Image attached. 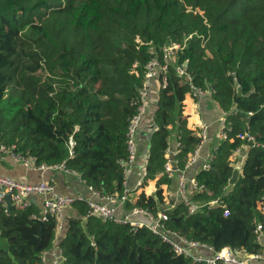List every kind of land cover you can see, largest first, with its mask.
<instances>
[{
	"label": "trees",
	"instance_id": "16d2710c",
	"mask_svg": "<svg viewBox=\"0 0 264 264\" xmlns=\"http://www.w3.org/2000/svg\"><path fill=\"white\" fill-rule=\"evenodd\" d=\"M181 45L168 63L152 121L145 176L127 190L129 128L140 106L145 66L166 63L164 48ZM188 62V65H185ZM135 64L137 66L135 67ZM137 73H136V72ZM210 92L229 124L227 140L200 170L189 211L167 207L164 187L185 171L202 143L188 128L184 101ZM249 133L248 142L239 137ZM177 136L173 176L166 173ZM0 136L37 166H63L103 197L127 194V210L164 212L171 233L258 254L264 227V0H0ZM248 148L235 184L231 156ZM156 181L157 190L144 189ZM138 193V194H136ZM136 194V195H135ZM65 216L63 264L194 263L141 226L91 215L75 201ZM38 208L0 204V264H44L57 240L55 216L41 226ZM217 264H223L219 261Z\"/></svg>",
	"mask_w": 264,
	"mask_h": 264
},
{
	"label": "built area",
	"instance_id": "2783aa9c",
	"mask_svg": "<svg viewBox=\"0 0 264 264\" xmlns=\"http://www.w3.org/2000/svg\"><path fill=\"white\" fill-rule=\"evenodd\" d=\"M181 45L175 44L172 46H167L164 48V57L166 63H162L158 57L152 58L147 65L145 66V79L143 83V87L140 89V106L138 109L137 115L133 118L130 128H129V139L128 146L130 150V157L126 164V176L128 177L132 172V167L136 158V143L135 137L136 134L142 125V121L144 116L147 113L149 103H150V83L153 80H159L161 87L167 85V70L168 63L175 58L176 50L180 49ZM137 64H135V67ZM136 72V71H135ZM137 73V72H136ZM200 96H204L207 92L196 91ZM229 124L226 119V115L222 120V127L220 132L221 140H227ZM207 135V128L204 127L201 130L202 142L205 140ZM239 137L248 142H254L255 137L250 135L249 133L241 134ZM202 144V143H201ZM201 146V145H200ZM199 146V148H200ZM198 148V149H199ZM197 151L191 156L189 160V164H192L197 155ZM242 148L237 149L233 155L231 156V162L234 165L235 169L239 171L242 169L238 164L237 157L241 152ZM6 155L12 156L17 161L23 163V165L27 168H35L38 170H47V169H62L65 170L63 166L56 167H46V166H37L34 157L25 156L22 154H18L15 152V146L5 145L1 141L0 136V162L5 158ZM245 162V161H244ZM188 164V165H189ZM175 161L172 162L168 160L166 163V173L169 176H173L177 171L175 169ZM188 167V166H187ZM208 167V164L205 166V169ZM66 171V170H65ZM68 172V171H66ZM75 174V173H74ZM180 181L178 192L182 196V199L189 204V211L191 213L197 212L200 207L216 206L218 205L217 201L210 202L208 204H202L201 206L190 203V198L187 196L186 191V178L184 176V172H180ZM143 179V178H142ZM143 181V180H142ZM142 181L139 183V186L142 185ZM197 186V184H196ZM198 189L201 190L197 186ZM93 198L86 199L83 196H68L59 194L55 185L47 182L40 181L37 183H30L27 181H22L18 179H13L11 177H7L0 174V204L7 205L6 197L8 195L12 196V203L19 207H26L27 198L29 195H42L44 196L43 210L39 217H35L37 221L46 222L49 220L50 216H55L58 221V229H57V240L53 248L43 255L44 264H63L64 263V255L61 248H59V239L63 235L64 228V211L66 207L71 206L75 201H85L89 207L91 208V215L101 217L103 219H113L120 222H130L133 226H141L144 223L140 221H136L133 219L134 216L143 215L149 221V227L152 232L156 235H159L166 242L170 243L175 251L179 255H185L187 257H191L194 263L205 262L207 264H217L221 261L223 264H254V262H264V227L259 225L257 227V240L262 245V251L258 254H248L243 250H233L231 248H225L221 252L216 253L214 249L205 243H200L196 241H191L178 235L177 233H171L166 227L165 222L168 220V216L161 212L157 215V217L153 216L147 211H144L139 208H135L131 210L128 215L123 218H119L117 209L119 205H124L127 200V194L122 196L121 198L118 196H107L103 197L98 193L94 192L92 189ZM261 211L264 212V207L261 208Z\"/></svg>",
	"mask_w": 264,
	"mask_h": 264
},
{
	"label": "crops",
	"instance_id": "0c3cea01",
	"mask_svg": "<svg viewBox=\"0 0 264 264\" xmlns=\"http://www.w3.org/2000/svg\"><path fill=\"white\" fill-rule=\"evenodd\" d=\"M161 84L159 80H153L150 83V103L146 115L143 118L142 125L140 126L136 137V158L132 167V172L127 177V190L133 192L137 190L139 183L145 176V169L147 159L150 151V137L152 135V121L155 111L158 109L157 100ZM184 116L187 119L188 128L191 130H201L206 127L207 135L205 140L202 142L198 149L196 159L192 164H189L187 169L184 171L186 178V191L187 196L191 198L198 188L196 186L195 177L197 173L205 168L212 158L213 151L218 148L221 143L220 132L222 127V120L225 113L218 107L214 102L212 94L207 92L203 97L195 93L194 96H187L184 101ZM171 150L168 153L169 160L175 161V150L177 149V136L176 134L171 137ZM248 148L243 147L239 153L238 164L241 166L247 157ZM243 166V165H242ZM243 168V167H241ZM241 172V169H239ZM0 174L27 181L30 183H37L40 181H47L55 185L59 194L68 196H83L88 199L93 198L91 189L85 184L78 174L66 172L62 169H47L38 170L35 168H27L23 163L17 161L10 155H6L5 158L0 162ZM180 176H176L173 179L171 186L164 187L165 205L173 207L174 205L181 202L182 196L178 192ZM156 181H152L144 189L148 195H153L156 190ZM138 194V193H136ZM135 194V195H136ZM44 196L42 195H29L27 198L28 206L38 208L40 211L43 210ZM130 210H127L124 205H119L117 213L119 218H123L128 215ZM65 216L72 215L73 209L71 207L65 208ZM136 221H146L148 219L143 215L134 216ZM254 264H264V262H254Z\"/></svg>",
	"mask_w": 264,
	"mask_h": 264
},
{
	"label": "water",
	"instance_id": "95a60500",
	"mask_svg": "<svg viewBox=\"0 0 264 264\" xmlns=\"http://www.w3.org/2000/svg\"><path fill=\"white\" fill-rule=\"evenodd\" d=\"M185 65L187 66V65H188V62H185ZM239 175H240V172H239L238 170H235V171H234V175H233V177H232V179H231V181H230V183H231L232 185L235 184V182L238 180ZM6 202H7V206H8V208L10 209V208L12 207V205H13V203H12V196H11V195H8V196L6 197ZM38 223H39L41 226L44 225V223L41 222V221H38Z\"/></svg>",
	"mask_w": 264,
	"mask_h": 264
},
{
	"label": "bare ground",
	"instance_id": "6f19581e",
	"mask_svg": "<svg viewBox=\"0 0 264 264\" xmlns=\"http://www.w3.org/2000/svg\"><path fill=\"white\" fill-rule=\"evenodd\" d=\"M143 182V181H142ZM139 187V186H138ZM86 199H88V198H86ZM78 201H80V200H78ZM82 202H85V201H82Z\"/></svg>",
	"mask_w": 264,
	"mask_h": 264
}]
</instances>
